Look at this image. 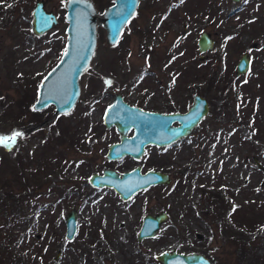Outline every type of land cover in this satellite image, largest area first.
Returning <instances> with one entry per match:
<instances>
[{"label": "rangeland", "instance_id": "374dc122", "mask_svg": "<svg viewBox=\"0 0 264 264\" xmlns=\"http://www.w3.org/2000/svg\"><path fill=\"white\" fill-rule=\"evenodd\" d=\"M43 1L59 20L35 34L36 0H0V134L23 133L11 148L0 145V264H162V250L201 252L213 264H264V0H139L116 43L98 26L79 98L61 114L53 104L33 109L66 41V0ZM93 1L99 12L112 3ZM202 31L215 42L200 59ZM244 51L248 69L236 74ZM117 92L167 112L186 110L201 94L210 108L170 145L107 159L119 133L102 117ZM136 165L166 171L171 182L123 200L88 179ZM72 208L76 231L68 239ZM161 210L168 218L139 241L142 217ZM229 230L242 232L245 256Z\"/></svg>", "mask_w": 264, "mask_h": 264}, {"label": "water", "instance_id": "95a60500", "mask_svg": "<svg viewBox=\"0 0 264 264\" xmlns=\"http://www.w3.org/2000/svg\"><path fill=\"white\" fill-rule=\"evenodd\" d=\"M138 2L139 0H112L110 5L99 12L93 0L65 1V48L57 62L41 78L33 109L39 110L49 104L54 105V114L67 113L72 109L81 91L80 75L88 67L96 49L98 26L105 30L106 43H116L124 26L135 13ZM58 20L54 11L45 8L43 0H36L32 9V29L35 34H42ZM214 42L215 39L207 31L199 34L197 44L200 59L204 58V52L212 48ZM249 62V53L242 52L236 63L235 73H244ZM209 108V101L201 94L194 95L186 110L167 112L130 104L117 92L106 106L102 117L107 127L113 125L119 133V140L109 143L106 157L117 159L130 155L139 158L146 145H170L190 134ZM130 129L132 134L128 135ZM88 179L96 187H113L123 200L149 186L167 185L171 182L168 172L153 168L142 171L140 165L121 173L105 168L101 173L92 172ZM167 218L165 210L145 214L138 229V240L153 237ZM65 226V236L71 239L76 231L75 209L66 213ZM58 256L59 251L56 258ZM156 258L162 264H213L204 253L196 251L184 253L162 250L156 254Z\"/></svg>", "mask_w": 264, "mask_h": 264}, {"label": "snow or ice", "instance_id": "6c2138e0", "mask_svg": "<svg viewBox=\"0 0 264 264\" xmlns=\"http://www.w3.org/2000/svg\"><path fill=\"white\" fill-rule=\"evenodd\" d=\"M121 14H123V12H121ZM22 135L23 133L15 132V131L8 135L0 134V145L11 148L16 143L17 137L22 136Z\"/></svg>", "mask_w": 264, "mask_h": 264}, {"label": "trees", "instance_id": "16d2710c", "mask_svg": "<svg viewBox=\"0 0 264 264\" xmlns=\"http://www.w3.org/2000/svg\"><path fill=\"white\" fill-rule=\"evenodd\" d=\"M34 113H37V111H34ZM221 215L222 214H219V216H221ZM225 233H228L230 238H232V240H234L235 242L238 243L239 248H240V252L244 253L242 255L245 256L247 254V249L245 248V244L243 243L244 239H243L242 232H235V231L229 230L228 232L225 231Z\"/></svg>", "mask_w": 264, "mask_h": 264}]
</instances>
